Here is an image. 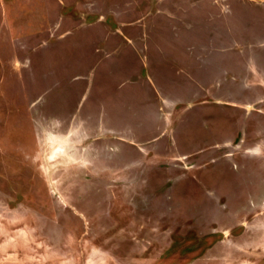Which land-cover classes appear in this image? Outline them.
Segmentation results:
<instances>
[{
    "label": "rangeland",
    "instance_id": "374dc122",
    "mask_svg": "<svg viewBox=\"0 0 264 264\" xmlns=\"http://www.w3.org/2000/svg\"><path fill=\"white\" fill-rule=\"evenodd\" d=\"M0 264H264V0H0Z\"/></svg>",
    "mask_w": 264,
    "mask_h": 264
}]
</instances>
